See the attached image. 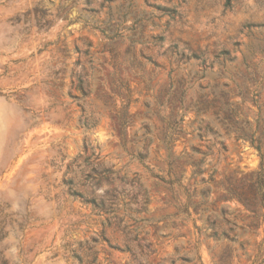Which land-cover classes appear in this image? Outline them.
<instances>
[{"label":"rangeland","instance_id":"1","mask_svg":"<svg viewBox=\"0 0 264 264\" xmlns=\"http://www.w3.org/2000/svg\"><path fill=\"white\" fill-rule=\"evenodd\" d=\"M0 0V264H264V0Z\"/></svg>","mask_w":264,"mask_h":264},{"label":"trees","instance_id":"2","mask_svg":"<svg viewBox=\"0 0 264 264\" xmlns=\"http://www.w3.org/2000/svg\"><path fill=\"white\" fill-rule=\"evenodd\" d=\"M227 4H230V0L227 1Z\"/></svg>","mask_w":264,"mask_h":264}]
</instances>
